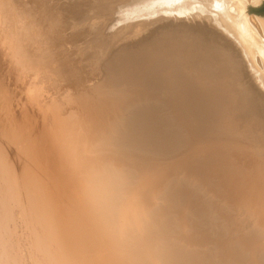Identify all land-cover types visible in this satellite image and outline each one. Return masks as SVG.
<instances>
[{"label":"bare ground","instance_id":"6f19581e","mask_svg":"<svg viewBox=\"0 0 264 264\" xmlns=\"http://www.w3.org/2000/svg\"><path fill=\"white\" fill-rule=\"evenodd\" d=\"M259 1L0 0V264H264L263 234L232 237L218 200L254 214L264 198L256 176L218 171L246 149L225 131L264 126ZM155 4L175 7L148 16L169 23L160 40L107 49ZM102 56L96 95L75 97ZM59 60L71 111L42 88Z\"/></svg>","mask_w":264,"mask_h":264},{"label":"rangeland","instance_id":"374dc122","mask_svg":"<svg viewBox=\"0 0 264 264\" xmlns=\"http://www.w3.org/2000/svg\"><path fill=\"white\" fill-rule=\"evenodd\" d=\"M264 0H260L257 4H253V5H251V4H249L248 5V7H250V6H252V7H254V9H258V7L260 6V5H262V2H263ZM174 8L175 7H173V5H171V4H166V5H164V4H160V5H158V4H155L154 5V7H151V8H149V9H146V11H143L141 14H139L138 15V17L135 19V20H137V19H140V20H137V22H136V26H134V27H132V28H129V29H127L128 30V32H124L123 34H121V35H119V36H117V37H113L112 36V34H113V30L111 31V36H109V35H106L107 37H108V41H110V45L109 46H107V49L109 50V51H115L116 50V48L117 47H123V46H126V47H133V48H140L142 45L141 44H148V45H153V44H155L158 40H160L161 39V35H162V33H163V31L165 30L164 28H167L168 27V22H166L165 24H162V22H156V21H154V20H152V21H150V17H148V16H151V15H159V16H162L164 19H167L166 17H168V16H171L172 14H174ZM252 12V11H251ZM249 15H252V14H254V13H248ZM258 16H260L261 18H263L264 19V14H257ZM145 17H147V18H145ZM166 21V20H165ZM135 25V24H134ZM139 27L140 26V30L139 31H137V33H136V35H134V31L132 32V29L134 30V29H136L135 27ZM99 29V28H98ZM51 30V29H50ZM134 35V36H133ZM101 38H103L102 36H101ZM101 38H99L98 40L100 41L101 40ZM141 45V46H140ZM120 47V48H121ZM119 52V51H118ZM45 59V58H44ZM106 60L107 59H104V57L102 56L100 59H99V61H98V63H99V71H100V73L98 74V75H94V76H91V75H86L85 77H83L84 78V80L85 81H82V80H78V84H76L75 85V87H74V92L72 93L75 97H83V96H86V95H92V96H94V95H96V90L94 89V83L95 82H97L98 80H99V78H101V76H103V75H105V73H106V71H105V67H104V63L103 62H106ZM47 61V60H46ZM60 61V60H59ZM57 62V63H55V65H56V68L55 69H57V71H53L54 73H58V75L57 76H48L49 75V73H46L45 75H43L44 76V78H43V84H42V88L43 89H47L48 90V92L49 93H46V98H49V101H50V99L51 100H53L52 99V97L53 98H55L56 96L55 95H57L58 96V101L59 102H61V103H63L60 107H61V109L62 110H67V111H71V110H73V109H76V108H74V107H76L74 104H72V102H69V101H67V99H66V94L64 93L65 91H67V90H70L69 89V81H74V77L73 76H71L69 73H68V71L66 70L67 68H66V66L64 65V63L62 62V61H60V62ZM60 70H62V72H60ZM59 71V72H58ZM81 79V78H80ZM50 82H53V83H55L56 84V86H55V88L54 89H52V88H50L49 87V83ZM79 83H81V84H79ZM83 83V84H82ZM38 88V87H37ZM36 88V89H37ZM75 88H76V90H75ZM63 93H62V92ZM62 93V94H61ZM59 94H61V95H59ZM63 95H65V96H63ZM52 96V97H51ZM63 96V97H62ZM238 97V96H237ZM61 98V99H60ZM66 99V100H65ZM68 103V105L67 104H64V103ZM233 104V103H232ZM66 105V106H65ZM69 109V110H68ZM245 109V108H244ZM244 109L243 110H241L239 113H242V112H248V114H250L251 112H250V109L248 110L247 108L245 109L246 111H244ZM61 110V111H62ZM248 110V111H247ZM250 112V113H249ZM238 116H240V114H238ZM246 116H249V115H245V117H243V118H245L246 119ZM251 116V117H250ZM250 116L249 117H247V120L246 121H244V123H243V125H246L245 127H247L248 128V131L247 130H244V126L242 125V128H241V126L239 127V125H241L242 124V122H241V124L239 123L240 121L239 120H237L236 121V123H237V125H234V124H236V123H234L233 124V130H230V131H225V133H223L220 137H224V138H227V139H229V140H231V141H233L234 140V142L236 141V139L238 140L239 139V142L237 143V144H242V145H244V147H246V149H244L243 151H241L242 153H239V152H236V151H238V148H237V150H236V148H233L232 149V152H231V155H232V157H233V159H232V157L230 156V158H229V160H227L228 162H225V165L223 166H221L222 167V169H221V167H219L218 168V171H219V174L221 173V171L222 170H224V173L222 174V175H219L221 178H223V177H225V173L227 172V171H231V174L233 173V169H235L234 170V174H233V176L235 175L236 177H239L242 173H244V174H246V183L248 184H250L251 185V181H252V179L254 178V176H256V178H257V180H258V178H259V183H258V186L259 187H261V192L260 193H258V194H256V196H255V198H253V200H255V199H259V198H261V197H264V177H262V176H264L263 175V173L262 172H264V145H263V142L262 141H264V134H262L261 135V133H264V129H262V131H261V128H264V126H262V123H261V118L258 116L257 117V119H256V115H251L250 114ZM253 116V117H252ZM263 116V115H262ZM82 116H79V117H75V118H78V119H80ZM83 118V117H82ZM82 118L80 119V120H78V121H80V123L82 122ZM243 118H241V119H243ZM249 119V120H248ZM259 119V120H258ZM252 120V121H251ZM259 121V122H258ZM88 122V121H87ZM238 123H239V125H238ZM248 123H251V124H248ZM247 125H249L250 127H248ZM236 127V128H235ZM252 127V128H251ZM238 128H241V129H238ZM246 128V129H247ZM254 131H253V130ZM250 130V131H249ZM261 131V132H259L260 133V135L261 136H258L259 135V133H258V135L256 134V132L257 131ZM245 131H247V132H245ZM229 132L231 133V135L229 134ZM234 132V133H233ZM243 132V133H242ZM229 135H228V134ZM239 134V135H238ZM250 134V135H249ZM252 134V135H251ZM236 135V136H235ZM246 135V136H245ZM256 135V136H255ZM231 137V138H229V137ZM241 137V138H239V137ZM262 136H263V138H262ZM252 137V138H251ZM261 137V138H260ZM248 139H250V140H248ZM252 140H253V142H252ZM260 140H262V141H260ZM243 141V142H242ZM251 143H250V142ZM249 143V144H248ZM240 144V145H241ZM251 145V146H250ZM258 145V146H257ZM262 145V146H261ZM253 147V148H252ZM250 148H251V150H250ZM248 149V150H247ZM233 150H235V152L233 151ZM251 151H254V152H251ZM246 153V154H245ZM250 153H252L253 155H251L250 156ZM235 154H238V155H236L235 156ZM248 154H249V156H248ZM239 155H241V156H239ZM245 155V156H244ZM238 156V157H237ZM253 156V157H252ZM263 156V157H262ZM237 157V158H236ZM247 157V158H246ZM240 158V159H239ZM243 158V159H242ZM245 158H246V160H245ZM253 160H252V159ZM255 158V159H254ZM236 159V160H235ZM248 159V160H247ZM250 160V161H249ZM233 161V162H232ZM238 161H239V163H238ZM252 161V162H251ZM260 161V162H259ZM235 162V163H234ZM242 162V163H241ZM226 163H230V164H226ZM231 163H233V164H231ZM236 163H237V167H236ZM244 163V164H243ZM246 163V164H245ZM241 164V165H240ZM248 164H249V167L248 168H246L247 166H248ZM228 165H230V167H233V165L235 166V168L233 167V169H231L230 170V168H229V166ZM240 165V166H239ZM250 165H251V167H250ZM259 165V166H258ZM228 166V168L226 169L225 167H227ZM258 166V167H257ZM253 167H255V169L253 168ZM239 170H238V169ZM246 168V169H245ZM251 168V169H250ZM259 168H261V170L262 171H260L259 170ZM248 169H249V171H248ZM236 170H237V173H236ZM242 170H243V172H242ZM254 170V171H253ZM239 171V172H238ZM244 171H247V172H244ZM259 173H258V172ZM241 172V173H240ZM249 172V173H248ZM254 172V173H253ZM257 172V173H256ZM261 172V173H260ZM258 174V175H257ZM224 175V176H223ZM259 175H262V176H259ZM223 176V177H222ZM234 176V177H235ZM252 176H253V178H252ZM251 177V178H250ZM216 178H217V176H216ZM262 180H261V179ZM251 181H250V180ZM248 180H249V182H248ZM245 183V184H246ZM253 183V182H252ZM227 185H229L228 183H227ZM230 186V185H229ZM249 185H247L246 187H248ZM228 187V186H227ZM225 189V188H224ZM230 190H232V191H234L233 189H230ZM229 190V191H230ZM225 191H226V189H225ZM247 191V190H246ZM249 191V190H248ZM239 193V198H241V196H240V192H238ZM234 194H236V193H234ZM234 194H232V196L234 195ZM206 195H207V193H206ZM223 195H225V193L223 194ZM248 195V196H247ZM257 195H259V196H261V197H259V196H257ZM222 196V194L221 195H219V197H218V200H220V202H222L223 204H222V208L223 209H225L226 210V208L229 210H226V212L228 211L229 212V214L231 215V218L232 219H234V217H235V222L231 225L232 226V230H231V234H232V237H237V236H240L242 233H243V235L245 234H248L249 232H253V234H254V232H255V230H256V234H260V233H262L263 235H264V198L263 199H259L258 201H256V203H254L256 206H254L253 208H254V214H252V213H250L249 211H247V209H246V207H245V205H242V206H240V207H237V206H239V203H238V205H237V202L235 201H233V203H232V205H231V202L229 201V200H227V201H225V202H223V200H221V199H219L220 197ZM236 196V195H235ZM246 196H247V198H249V193L248 192H245V194H244V197L246 198ZM252 199V198H251ZM240 201V200H239ZM243 201V200H242ZM227 202H229V203H227ZM227 203V204H226ZM235 203V204H234ZM258 203V204H257ZM226 204V205H225ZM262 204V205H261ZM237 205V206H236ZM261 205V206H260ZM232 207V208H231ZM233 208H234V210H233ZM245 209H246V211H245ZM263 209V210H262ZM224 210V211H225ZM261 211H262V213H261ZM227 212V213H228ZM249 212V213H248ZM232 213V214H231ZM259 213V214H258ZM257 214H258V217H256L257 216ZM262 214H263V217H262ZM230 215H228V217L230 216ZM228 217H226V218H228ZM230 218V217H229ZM231 218H230V220H231ZM258 218V219H257ZM260 218H261V220H260ZM237 220H238V222H237ZM221 221V222H220ZM220 221H219V223H216V222H214L215 224H218V225H220V223H221V227L219 226L218 228H221L219 231L222 233V231H224V227H222V219H220ZM218 222V221H217ZM262 222V223H261ZM241 224V223H243V224H241V225H239V224ZM235 224V225H234ZM214 226V225H213ZM240 226V227H239ZM242 227V228H241ZM214 228H215V226H214ZM237 230H236V229ZM238 228H240L241 230H239ZM253 228L255 229V230H253ZM249 229H251L250 231H249ZM257 229H260V230H257ZM212 230V229H211ZM217 230V231H218ZM239 230V231H238ZM217 231H215L214 230V233L215 232H217ZM240 231H243V232H240ZM249 231V232H248ZM260 231V232H259ZM213 232V231H212ZM220 232H218V233H220ZM236 232V233H235ZM246 232V233H245ZM217 233V234H218ZM224 233H225V231H224ZM230 233V232H229ZM235 233V234H234ZM228 234V232H226L225 233V235H227ZM250 234V233H249ZM255 234V235H256ZM233 235H235V236H233ZM263 235H262V237L260 236V240L261 241H264V237H263ZM242 236V235H241ZM240 236V237H241ZM259 250L261 249V248H258Z\"/></svg>","mask_w":264,"mask_h":264},{"label":"trees","instance_id":"16d2710c","mask_svg":"<svg viewBox=\"0 0 264 264\" xmlns=\"http://www.w3.org/2000/svg\"><path fill=\"white\" fill-rule=\"evenodd\" d=\"M252 12H254L256 14H264V8H260L258 10H252Z\"/></svg>","mask_w":264,"mask_h":264},{"label":"water","instance_id":"95a60500","mask_svg":"<svg viewBox=\"0 0 264 264\" xmlns=\"http://www.w3.org/2000/svg\"><path fill=\"white\" fill-rule=\"evenodd\" d=\"M252 10H255V9H254V7L250 6V7H248L247 12L248 13H254V12H251ZM254 14H256V13H254Z\"/></svg>","mask_w":264,"mask_h":264},{"label":"flooded vegetation","instance_id":"af4514ba","mask_svg":"<svg viewBox=\"0 0 264 264\" xmlns=\"http://www.w3.org/2000/svg\"><path fill=\"white\" fill-rule=\"evenodd\" d=\"M260 8H264V1L262 2V5H260V6L258 7V9H260ZM258 9H255V10H258Z\"/></svg>","mask_w":264,"mask_h":264}]
</instances>
